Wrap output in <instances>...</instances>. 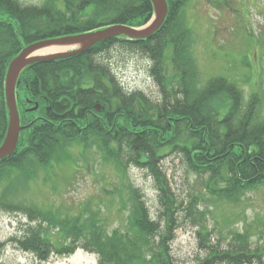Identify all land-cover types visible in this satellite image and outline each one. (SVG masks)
I'll list each match as a JSON object with an SVG mask.
<instances>
[{"label": "trees", "instance_id": "trees-1", "mask_svg": "<svg viewBox=\"0 0 264 264\" xmlns=\"http://www.w3.org/2000/svg\"><path fill=\"white\" fill-rule=\"evenodd\" d=\"M167 2L164 25L150 38L114 37L69 57L36 62L20 75L16 94L24 129L15 153L0 160L1 199L17 194L18 185L26 189V179L44 168L51 177L53 168L62 169L72 159L65 150L79 145L98 148L105 161L117 168L121 180L117 196L120 208L128 212L126 229L109 231L94 209L84 207L65 216L58 207L38 210L1 202L5 209L26 212L31 221L41 218L56 228L51 232L43 222L30 225L22 237L14 238L22 250L46 260L52 253L66 255L83 247L99 256V264H176L171 243L180 226L178 211H183L200 227L206 254L197 264H264V249L252 245L249 228L233 229L226 244L215 242L207 216L212 214L216 221L218 216L199 209L200 201L239 207L247 193L264 186L260 94L247 100L232 79L223 75L203 79L193 32L185 19L191 0ZM153 16L151 0H42L39 4L0 0V146L9 126L8 67L26 46L112 25L139 28ZM119 45L151 58L161 100L124 88L102 58ZM173 155L204 179V197H193L186 204L178 201L163 168V161ZM133 165L154 177L164 218L151 215L144 193L132 183ZM5 180L9 184L3 187ZM5 246L0 240V264Z\"/></svg>", "mask_w": 264, "mask_h": 264}, {"label": "rangeland", "instance_id": "rangeland-1", "mask_svg": "<svg viewBox=\"0 0 264 264\" xmlns=\"http://www.w3.org/2000/svg\"><path fill=\"white\" fill-rule=\"evenodd\" d=\"M185 19L193 32V49L202 78L223 75L232 79L243 88L247 100L253 93L260 94L259 111L264 118V0H191L185 10ZM102 58L111 65L127 91L141 90L155 101L162 99L161 89L152 76L151 58L141 50L119 45L103 53ZM65 151L72 159L62 164V169L53 168L50 177V170L44 168L37 176L26 179V189L18 185L17 194H7L3 199L2 188L0 203L14 202L38 210L58 207L66 211L65 216L85 207L101 213L102 226L107 230L126 229L128 212L120 208L117 195L121 180L117 168L106 162L104 154L96 147L86 150L70 145ZM163 168L180 203L204 197V179L188 170L179 157L166 158ZM129 176L144 193L151 215L155 219L164 218L154 177L134 165L129 169ZM8 184L6 180L1 183L3 187ZM241 201L239 207L228 202H199L200 211L207 215L208 210L213 211L218 216L217 221L212 214L207 216L209 228L213 230L212 240L226 244L233 229L244 232L249 228L252 245L264 249V186L247 193ZM228 215L230 220L227 221ZM178 217L180 226L171 243L175 263L197 264L206 254L201 246L200 227L183 211H178ZM35 219L31 221L26 212L10 211L0 205V240L6 242L1 256L3 264H99V256L83 247L66 255L52 253L46 260L39 259L35 252L19 248L14 238L22 237L30 225L43 222L47 230L56 231L50 223Z\"/></svg>", "mask_w": 264, "mask_h": 264}, {"label": "water", "instance_id": "water-1", "mask_svg": "<svg viewBox=\"0 0 264 264\" xmlns=\"http://www.w3.org/2000/svg\"><path fill=\"white\" fill-rule=\"evenodd\" d=\"M154 7L153 18L143 27L135 28L126 25H112L89 33L47 39L26 46L9 64L5 97L9 111V126L6 138L0 146V160L13 155L18 147L20 134L24 129L21 124L20 111L17 103V83L22 72L36 62L50 61L69 57L84 52L96 43L114 37L125 36L128 40H141L153 36L163 25L169 12L167 0H151ZM76 44L61 52L41 54L40 51L52 45ZM38 108V104L33 110ZM100 110V106H97Z\"/></svg>", "mask_w": 264, "mask_h": 264}, {"label": "bare ground", "instance_id": "bare-ground-1", "mask_svg": "<svg viewBox=\"0 0 264 264\" xmlns=\"http://www.w3.org/2000/svg\"><path fill=\"white\" fill-rule=\"evenodd\" d=\"M76 46V44H58V45H52L47 48H44L40 51L41 54H47V53H55V52H61L66 49H69L71 47Z\"/></svg>", "mask_w": 264, "mask_h": 264}]
</instances>
